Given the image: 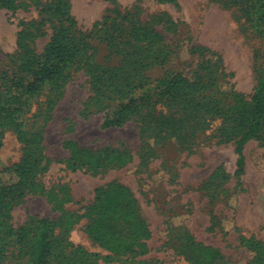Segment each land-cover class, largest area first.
<instances>
[{"label":"rangeland","instance_id":"1","mask_svg":"<svg viewBox=\"0 0 264 264\" xmlns=\"http://www.w3.org/2000/svg\"><path fill=\"white\" fill-rule=\"evenodd\" d=\"M65 2L75 22L71 34L74 39L85 38L91 46L86 54L93 51L94 62L108 66L125 63V59L111 52L107 40L97 39L99 34L95 36L94 25L104 14H127V31L121 32L122 35L131 34V26L144 24L159 32L162 42L169 47L163 64L149 63L144 67L150 81L166 73L168 77L178 72L190 76L206 51L218 55V68L229 74L231 89L245 100H249L264 73V9L255 5L246 6L243 1L233 0ZM54 3L55 0H16L13 8L0 7L1 92L10 85L2 82L6 80L3 74L18 67L19 56L24 53L20 43L41 59L59 26V17L50 10ZM143 50L137 42L124 47V53L132 54L129 60L135 55L144 56ZM201 73L209 75L207 70ZM54 94L46 86L38 90L28 108L15 113L14 126L7 124L0 111V170L17 164L23 155L17 128L42 130L43 152L48 160L47 168L37 178L49 197L26 194L8 212L13 227L48 217L54 222L53 238L57 239L59 248L70 242L87 252L98 253L88 264H191L185 259L189 240L218 249L220 257L216 264H252L255 252L250 242L256 240L264 245V133L260 139H250L244 144V172L236 177L234 146L214 136L218 122L205 116L202 109H192L184 115L193 124L190 114L196 113L197 117L203 114L200 129L192 132L193 127L187 124L180 130L178 123L166 122L163 127L167 132L181 134L182 139L158 138L146 145L135 121L119 127L100 126L103 111H97L89 77L82 68L76 65L69 68V79L44 121L43 115L48 110L46 100ZM154 98L155 113L161 115L162 121L184 117L159 97ZM114 105L115 102L108 103V108ZM35 111L32 120L26 119ZM70 143L81 153L99 152L102 158L106 154L118 157L106 168L71 169L66 167L71 155ZM0 177L8 179L2 172ZM112 182L124 185L132 194L150 231L146 242L148 252L144 255L114 254L105 260L104 255L111 252L88 236L89 207L95 203V189ZM66 198L69 200L64 201ZM59 202L62 208L54 209V204ZM68 253L69 249L62 252ZM0 264L29 263L26 257L17 254L15 246H10L0 258Z\"/></svg>","mask_w":264,"mask_h":264},{"label":"trees","instance_id":"2","mask_svg":"<svg viewBox=\"0 0 264 264\" xmlns=\"http://www.w3.org/2000/svg\"><path fill=\"white\" fill-rule=\"evenodd\" d=\"M65 1L55 0L54 6L50 7L52 13L59 17V26L54 30L41 59L31 54L30 48H25V45L20 43L24 53L19 56L18 67L3 74L6 80L2 82H10V85L0 91V111L8 125L14 126L15 113L28 108L30 99L44 86L49 92H55L52 98L46 100L48 110L45 111L43 120L47 121L49 112L59 97L60 89L69 79V68L76 65L89 77L97 111H103L100 124L102 128L119 127L126 122L135 121L139 124L140 135L146 145L158 138L175 137L179 141L182 139L181 134L169 133L163 126L166 122L178 123L180 130H183V126L190 124L184 115L192 109H202L205 116L218 122L214 136L221 142L229 141L234 146V176L239 177L244 172V144L250 139H260L264 133V73L253 88L249 100H245L231 89L229 74L218 68V55L206 51L202 52L203 56L190 76L178 72L168 77L166 73L150 81L143 70L144 67L149 63L163 64L169 47L162 42L159 32L144 24L131 26V34L122 35L121 32L127 31V14H104L102 20L94 25L95 36L99 34L97 39L107 40L111 52L116 53L121 60L125 59V63L108 66L107 63L94 62V52L86 54L91 46H88L85 38L74 39L71 34L75 22L67 11ZM106 1L114 3L116 0ZM157 1L175 3V0ZM233 1H243L246 6L255 5L264 9V0ZM15 3L16 0H0V7L13 8ZM43 35L44 32H41L40 36ZM132 42L143 46L144 56L135 55L133 60L127 59L132 54L128 51L124 53V47ZM19 69L23 71L19 72ZM204 70L209 71V75H203L201 72ZM7 89L10 92H7ZM154 97H159L166 106H171L176 114L182 113L184 117L179 118L180 120L171 118L162 121L161 115L155 113ZM112 102H115V105L108 108V103ZM35 115L36 111L26 119L32 120ZM190 116L193 118L190 119L193 122L190 126L194 132L195 129H200L205 116L202 114L203 117H197L196 113ZM41 132L42 130L32 132L17 128V139L22 143L23 155L17 164L0 170V173L8 177L6 180L0 177V258L8 247L15 246L17 254L26 257L29 264H88L98 253L87 252L80 245L70 242L59 248L57 239L53 238L54 222L48 217L31 219L18 227L9 223V210L26 194L39 193L49 197L48 191L37 178L40 172L45 171L48 163L43 152ZM69 149L71 155L66 161V167L71 169L80 166H86L90 170L106 168L118 157L106 154V157L102 158L99 152L81 153L71 143ZM95 193V203L89 207L91 212L87 233L91 239L111 252L104 255V259L107 260L114 254H146L150 231L128 189L112 182L105 188H96ZM68 200L66 198L64 201ZM53 207L56 210L61 209L62 202L54 204ZM250 244L255 252L252 264H262L264 245L256 240ZM185 247V259L191 264H216L220 257L218 249L191 240ZM66 249H69V253L62 254ZM57 256L61 257L55 262Z\"/></svg>","mask_w":264,"mask_h":264}]
</instances>
